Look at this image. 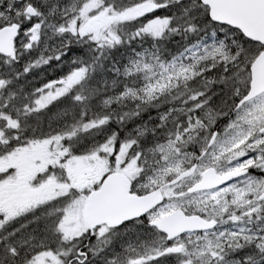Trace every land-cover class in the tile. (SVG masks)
Returning a JSON list of instances; mask_svg holds the SVG:
<instances>
[{"label":"snow or ice","instance_id":"1","mask_svg":"<svg viewBox=\"0 0 264 264\" xmlns=\"http://www.w3.org/2000/svg\"><path fill=\"white\" fill-rule=\"evenodd\" d=\"M0 264H264V0H0Z\"/></svg>","mask_w":264,"mask_h":264}]
</instances>
